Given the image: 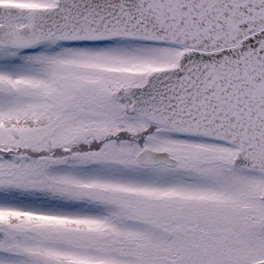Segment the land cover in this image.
I'll use <instances>...</instances> for the list:
<instances>
[{"label": "snow or ice", "instance_id": "6c2138e0", "mask_svg": "<svg viewBox=\"0 0 264 264\" xmlns=\"http://www.w3.org/2000/svg\"><path fill=\"white\" fill-rule=\"evenodd\" d=\"M0 264H264V0H0Z\"/></svg>", "mask_w": 264, "mask_h": 264}]
</instances>
